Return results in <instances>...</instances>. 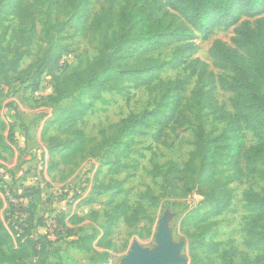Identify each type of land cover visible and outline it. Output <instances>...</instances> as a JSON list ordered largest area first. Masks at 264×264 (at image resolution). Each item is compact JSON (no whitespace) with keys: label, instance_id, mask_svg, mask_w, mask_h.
Listing matches in <instances>:
<instances>
[{"label":"rangeland","instance_id":"obj_1","mask_svg":"<svg viewBox=\"0 0 264 264\" xmlns=\"http://www.w3.org/2000/svg\"><path fill=\"white\" fill-rule=\"evenodd\" d=\"M110 2L91 0L88 7L90 17ZM260 18H264V12L255 18L240 17L228 28L212 27L200 31H192L185 25L192 32L189 43L194 45L188 56L181 59L177 46H168L152 54V57L168 64L160 73V80H183L186 87L181 95L183 100H187L197 84V78L191 77L185 68L198 61L200 68L218 77L220 72L209 53L211 46L220 42L234 49L233 39L239 25L247 22L252 26ZM59 24H64L61 31L57 27ZM16 30L22 32L18 40L13 37ZM115 30L112 26L105 28L104 32L112 33ZM27 38L30 39L29 46L23 45ZM97 40V36H82L72 15L49 14L45 6L39 7L34 20L25 28L18 27L12 17L3 18L0 28V137L8 150L0 149L1 219L4 224L10 222L18 228L19 218H29L31 224L38 226L36 235L46 236L52 245L45 243L46 254L40 260L47 257L53 261L59 259L62 264H102L91 253L78 250L76 240L82 236H93L95 231L101 234L100 226L107 222L104 214L118 216V212L112 208L123 202L136 212L137 218L129 227L119 218L113 223L109 238L112 249L104 264H122L130 255L133 243L148 253L157 250L160 227L165 228L172 245L179 247V258L185 261L184 264H190L188 246L192 240L186 234H194L196 230L191 220L184 225L182 221L188 215L200 216L208 212L209 206L203 203V198L197 192L181 196V184H178L179 196H171L168 191L164 195L161 174L167 163L181 167L188 160L193 151L195 118L199 119L207 132L214 135H220L226 125L215 122L203 104L196 105L184 112V124L169 127L160 142L152 140L153 128H141L132 139L128 155L119 159L118 170L112 169L108 173L109 167L105 162L110 160L114 163L111 150L119 123L130 115L144 111H162L160 107L168 103L170 95L163 87L152 91L134 89L132 85L122 82L94 99H91L93 94L84 88L58 97L54 91L53 76L60 77L82 70L95 57ZM52 44L59 49L58 67L52 74H44L38 88L33 91L27 73ZM14 57L18 58L17 73L8 72L5 77L1 68L7 70V62ZM178 60L182 64L175 66ZM261 93L264 94V87ZM213 94L217 103L230 111L231 95L219 88ZM80 109H83L82 116L73 127L60 126L58 121L55 122L63 111ZM74 132H82L88 143L85 152L74 164L63 166L59 155H50L49 150L55 145L60 150L66 140H76ZM120 142L125 140L121 139ZM253 143L252 136L246 133L244 146L248 148ZM125 147V143L121 144L119 151ZM263 165L264 159L260 161L258 169L262 170ZM154 167H163V170L158 169L156 173H160L154 176ZM221 178L232 194L231 207L202 223L205 240L213 242L218 252H195L199 258L211 264H220L217 254L222 250L237 254L244 252L250 258L256 256L255 252L246 250L243 245L246 212L241 195L248 187L257 193L264 191L262 179L247 178L243 182H236L226 173ZM97 189H100L99 193ZM116 192L119 194L112 198ZM59 214L64 216L67 228L56 225ZM72 216H76L77 223L68 222ZM66 229L70 230V234ZM95 243H92L93 247ZM94 250L100 252L99 249ZM231 260L235 264L239 262L235 258ZM36 261L31 259L32 264H36ZM260 264H264V261Z\"/></svg>","mask_w":264,"mask_h":264},{"label":"trees","instance_id":"obj_2","mask_svg":"<svg viewBox=\"0 0 264 264\" xmlns=\"http://www.w3.org/2000/svg\"><path fill=\"white\" fill-rule=\"evenodd\" d=\"M117 1L111 0L108 6L100 7L99 12L90 17L88 7L91 0H0V28L5 16L12 17L18 27L25 28L34 20L39 7L45 6L49 14L72 15L82 36L98 37L96 55L82 70L60 77L52 75L54 91L58 97L84 88L93 94L91 99H94L101 92L110 91L122 82L132 85L134 89H167L170 99L160 107L162 111H144L130 115L119 123L114 135V148L111 150L114 163L110 160L105 162L109 167L108 173L112 169L118 170L119 159L128 155L132 139L141 128H153L151 138L160 142L169 127H181L184 124V112L196 105L203 104L215 122L226 125L220 135H214L207 132L199 119L195 118L197 123L192 130L193 151L188 160L181 167L172 162L167 163L161 174L164 195L168 191L171 196H179L178 184H181V196L197 192L203 198V203L209 206V211L200 216H186L182 225L191 220L196 230L194 234H186L192 240L188 246L190 264H211L203 261L195 252H218L213 242L205 240L206 232L202 230V223L223 214L231 207L233 197L221 177L226 173L236 182H243L247 178L264 180V165L262 170L258 169L260 161L264 159V94L261 93L264 87V18L256 20L252 26L247 22L239 25L233 39L234 49L220 42L211 46L209 53L220 72L218 77L200 68L198 61L185 66L190 76L197 78V84L187 100H183L181 95L186 83L181 79L161 81L160 73L168 64L152 57V54L168 46H177L182 59L194 48L189 43L192 32L185 25L192 31L212 27L228 28L240 17L260 16L264 12V0ZM112 26L116 28L114 32H104L105 28ZM57 27L61 31L64 24ZM21 33V30L14 31V39L18 40ZM29 41V38L25 39L23 45L29 46ZM59 58V49L52 44L33 63L27 73L33 91L38 88V82L44 74H52L57 69ZM7 64V70L1 68L5 77L8 72L17 73V57ZM181 64V60H178L175 66ZM216 88L231 95L230 111L223 104L217 103L213 94ZM82 111L65 110L55 122L58 121L60 126L73 127L81 118ZM74 133L76 140H66L60 150L57 145L49 150L50 155H59L63 166L74 164L85 152L88 141L82 132ZM246 133L254 139L253 145L248 148L244 146ZM121 139L125 142H120ZM124 143L126 147L119 151L120 145ZM0 149L8 150L1 137ZM154 169L156 176L160 173L156 171L163 170V167ZM96 191L99 193L100 189ZM118 194L116 192L112 198ZM241 197L246 212L243 245L246 250L255 252L256 256L250 258L244 252L237 254L222 250L217 254L220 264H235L232 258L239 261L237 264H260L264 261V191L257 193L248 187ZM19 207L25 211L21 204ZM2 208L0 199V210ZM112 210L118 212V216L104 214L107 222L100 226L101 234L95 231L93 236L77 238L75 244L78 250L91 253L102 264L108 261L112 249L109 238L113 223L119 218L129 227L137 218L136 212L131 211L123 202ZM56 218L58 227L61 225L67 228L62 214ZM19 219V227L16 228L10 222L4 224L0 216V264H32L31 259H36L39 264H62L59 259L53 261L45 257L40 260L46 254L45 243L51 245L50 241L46 236L36 235L38 226L31 224L29 218ZM68 222L77 223L78 220L72 216ZM66 231L70 234V230ZM94 241L96 243L93 247Z\"/></svg>","mask_w":264,"mask_h":264},{"label":"water","instance_id":"obj_3","mask_svg":"<svg viewBox=\"0 0 264 264\" xmlns=\"http://www.w3.org/2000/svg\"><path fill=\"white\" fill-rule=\"evenodd\" d=\"M157 241L159 248L151 253L133 243L130 255L122 264H184L185 261L178 256L179 247L172 245L165 228L160 227Z\"/></svg>","mask_w":264,"mask_h":264}]
</instances>
